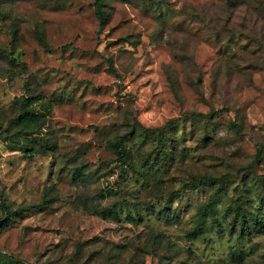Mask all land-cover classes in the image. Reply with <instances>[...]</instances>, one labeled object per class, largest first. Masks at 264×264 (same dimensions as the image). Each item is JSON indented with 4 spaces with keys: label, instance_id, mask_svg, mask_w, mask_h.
Returning <instances> with one entry per match:
<instances>
[{
    "label": "rangeland",
    "instance_id": "obj_1",
    "mask_svg": "<svg viewBox=\"0 0 264 264\" xmlns=\"http://www.w3.org/2000/svg\"><path fill=\"white\" fill-rule=\"evenodd\" d=\"M246 1L104 0L98 31L94 0H0V264H264ZM30 94L44 117L21 134Z\"/></svg>",
    "mask_w": 264,
    "mask_h": 264
},
{
    "label": "trees",
    "instance_id": "obj_2",
    "mask_svg": "<svg viewBox=\"0 0 264 264\" xmlns=\"http://www.w3.org/2000/svg\"><path fill=\"white\" fill-rule=\"evenodd\" d=\"M94 7H95L94 9L95 15L99 21L98 31H101L103 26L106 24L107 17H108L104 9V0H94ZM244 7L246 8V11L248 13H252V12L256 13V16L254 17V19H252L253 18L252 16H250L249 19H250V22L252 21L253 27L255 26L256 23H260L261 28H260L259 34L264 40V0L246 1L244 3ZM244 28L250 29V27H247L246 25H244ZM233 37L234 35L230 34V38H233ZM42 43H44L43 40H42ZM108 63H109V71L112 73H116L114 66L112 64V61L110 59H108ZM40 98H41L40 94H30L27 97H22L20 104H19L18 114L9 120L8 125L15 127L21 134H31V133L37 132L39 127L42 124L44 113L43 111L37 108H34L33 103L37 102ZM39 103H41L42 107L45 108V105L42 104L43 101H40ZM174 122H175V119L170 120L167 124L173 125ZM143 130L148 131L150 130V128H143ZM161 137H162V134L161 132H159L158 133V143H162ZM124 139H125V136H121L119 139L115 140L114 142H111V145L113 146V150L117 155L118 161H120L123 165L127 161V152L122 146ZM263 150H264V145H260L257 155H260ZM75 175L77 177H81L82 174L78 171L75 173ZM221 178H226V176H222ZM213 180H217V179L204 175V176H201L198 180H196L192 184V187L194 188V187L200 186L203 182H209ZM100 194L103 195L102 193ZM2 209L6 211L5 206H2ZM237 214H238V211H237ZM101 215L105 217L104 215L106 214L105 212H103V214ZM197 232H198L197 229H194L192 232V235H195ZM13 260L16 264H20L19 260H16V259H13Z\"/></svg>",
    "mask_w": 264,
    "mask_h": 264
},
{
    "label": "built area",
    "instance_id": "obj_3",
    "mask_svg": "<svg viewBox=\"0 0 264 264\" xmlns=\"http://www.w3.org/2000/svg\"><path fill=\"white\" fill-rule=\"evenodd\" d=\"M111 177H112V175H111Z\"/></svg>",
    "mask_w": 264,
    "mask_h": 264
}]
</instances>
